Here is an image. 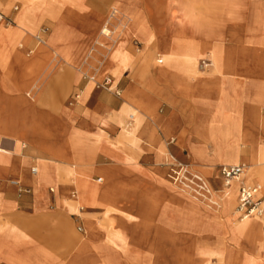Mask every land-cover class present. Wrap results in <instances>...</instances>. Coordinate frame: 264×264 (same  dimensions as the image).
<instances>
[{
  "label": "crops",
  "instance_id": "1",
  "mask_svg": "<svg viewBox=\"0 0 264 264\" xmlns=\"http://www.w3.org/2000/svg\"><path fill=\"white\" fill-rule=\"evenodd\" d=\"M211 3L209 0H0V15L9 23L0 19V147L7 150L0 152V226H4L0 238L4 233L6 237L10 234L14 242L13 233H23L32 240L30 245L13 247L12 244L10 251H0V264H34V258L20 257L19 253H24V247L27 251L35 249L38 237L35 233L39 235V246L59 257L52 250L57 246L52 241H61L64 246L70 243L71 238H63L62 233L65 229L71 233L76 221V215L64 208V202L77 199L74 170L84 169V163L90 164L85 170L96 179L98 174L93 169L111 171L114 167H122L112 158L115 152L95 153L94 145L98 142L97 136L104 143L109 144L107 138L113 143L119 142V131L112 129L116 127V118H123L122 106L131 102L118 104L112 93L93 87L87 90L89 82L84 81L76 68L79 63L47 64L40 78L31 74L27 65L39 47L34 44L30 30L38 25H50L43 35V48L48 53L56 51L63 55L69 51L82 57L92 47L98 25L131 23L124 28V35L105 39L106 43L100 38L98 49L106 52L99 54L122 56L125 53L131 58L122 73H129L122 93L129 97V94H138L133 102L146 107L155 116L167 118L163 126L145 121L139 132L144 142L125 146L139 153L142 159L138 164L146 173L163 178L167 168L160 166V151L164 148L161 129L174 128V150L184 153L186 165L193 166L187 147L195 125L196 108L192 101L173 90L167 78H158V66L151 64L146 78L138 76L145 67V59L163 63L158 49L163 39L170 38V32L167 29L164 35L162 28L155 32L153 24L169 22L176 17L177 9L185 10L187 24H197L200 32L198 37L190 38L181 32L182 36L175 38L213 41V53L208 51L198 56L196 62L198 69L201 58L211 60L207 69H198L203 74L201 83L207 88L205 95L209 103L217 98L218 88H235L240 97L247 99L246 110L253 116L259 103L258 89L264 88V0ZM211 8L216 10L212 12ZM231 25H242L241 30L232 31ZM59 28L65 32L64 41H58L61 39L56 34ZM120 38L123 41L116 46ZM172 58L179 59L174 65L177 75L193 63L192 60L185 62L181 55ZM114 66L116 63L111 65ZM184 78L182 80L191 86L193 78L188 75ZM37 82H43L42 90L36 94L31 90V95L35 96L32 98L25 90L36 87ZM3 83L9 90L4 89ZM159 101L162 106L155 113L154 104ZM88 152H93L89 159ZM94 155L107 160L99 163L93 160ZM38 166L57 183L55 187L39 183ZM85 209L92 210L85 211L91 218L96 214L94 208Z\"/></svg>",
  "mask_w": 264,
  "mask_h": 264
},
{
  "label": "rangeland",
  "instance_id": "2",
  "mask_svg": "<svg viewBox=\"0 0 264 264\" xmlns=\"http://www.w3.org/2000/svg\"><path fill=\"white\" fill-rule=\"evenodd\" d=\"M209 1H211V4H213L214 2L221 0ZM211 10L213 12L216 9L211 8ZM171 19L174 21L173 23H176L177 25H183L180 28H182L184 31H179V37L181 32H184L182 35H185L189 38L198 37V32H200V30H198V25H194L193 23L187 24V14L185 10L177 9L176 17H172ZM173 23L167 21L164 24H153V31L159 32L162 28L164 29L165 35L167 32V24ZM130 25L131 23L129 25H112L103 22L97 26L98 29H95L97 30L94 31L95 40L93 41L92 47H90L85 56L83 55L80 57L73 55L71 52L70 53L74 58H78L76 59L77 62L74 61V64H77L80 59L79 65L76 68L80 70V75H82L81 77L84 78V81L89 82L87 90H90L93 87V89L98 91L104 90L112 93L113 96L116 97V102L118 104L123 101H131L122 106L126 108L127 111L123 114L122 109L124 108L121 109L123 120L121 119L120 122L123 123L125 119L128 118L130 113H135L136 115L134 114L133 121L138 118H142L154 123V125L157 124L163 126L165 119H167L165 116H155L154 113H152L146 107L142 106L141 104L139 105L138 102H133L134 100H137L135 97H137L138 94H129V97L128 95L122 93L123 86L126 82L125 79L129 75V73H124L123 75L122 73L127 64L131 62V58L126 56L125 53L122 56H106L99 54V52L102 51L106 52V50L98 49L99 46L97 43L100 38H102L103 42H105L107 39L115 37L118 34L124 35V28ZM241 26L242 25H231L230 29L232 31L239 32L241 30L239 27ZM41 27H46L49 30L50 25L42 24L38 25V27L35 29L30 30L33 37L39 32ZM60 29L64 31L63 28ZM173 35L177 36V34ZM64 36L65 32H62L61 35H58V37L61 38L58 41H64ZM189 38L177 39L176 42L178 46L175 47V49H172V51L170 49L169 51H166L169 53L168 58L163 56V54L166 53L165 49H158L160 57L163 58V63L158 64V62L155 61L156 59H145V67L139 72L138 76H140L141 79L146 78V76L149 74L148 69L150 68V65L152 64L158 66V78H167L170 81V86L173 88V90L185 98H188L195 106L196 114L194 127H197L201 123L206 122L208 124L209 122V130L219 129L220 131L227 133L249 131L250 134L254 133V135L257 136V143H259L258 145H260L261 149L264 150V128L259 127L255 121L257 115L261 118H264V107H262L264 106V88L258 89L257 97L259 99V103L257 106H255L252 112L253 116H250V113H248V110H246L248 104L247 99L240 97L241 95L236 92L237 89L235 88H218L217 98L213 103H209V99L205 95L207 93V88L201 83L203 74L197 69L196 62L198 56L208 51L213 53V41L210 39L197 40ZM120 39L121 40H119L116 46H118L121 41H123L122 38ZM173 41L174 39H166L165 42H168V45L173 46L174 48ZM135 43L138 44L139 40L135 41ZM34 44L39 46L40 52H47L43 48L45 46H43L42 43H37L36 40H34ZM187 44L190 45V48L185 46ZM131 45L136 48L134 43H131ZM202 45H209L210 48L203 47ZM137 49L139 50V46H137ZM53 52L56 51H51L49 53L53 54ZM180 55L185 58L183 59L185 62H190L191 60L193 61L189 67V69H191L190 72L184 68V71H182L179 75L174 73L173 77L170 78L159 70L160 67L167 65V63L172 64L176 62V65L179 59L172 58L171 60L170 57H176ZM56 56L57 61L53 59L56 61V63H53L58 64L59 66V64L63 62L62 57L64 56L60 53ZM94 61L98 62L95 63ZM113 63H116V66L111 67ZM48 64L51 65L52 63ZM46 65H44L36 74L37 78L41 77L40 74L42 73V69ZM85 68H90V72L85 70ZM53 73L54 70L51 72V74ZM107 74L112 76V79L110 76H108V78L111 79L110 84H105L102 80V77ZM186 75L193 78L191 86L188 85L191 87L192 97L183 94V90L187 84L182 80V78H184ZM92 76L96 82L91 81L90 83V77ZM41 84H43V82H37L36 87L31 89L33 90L32 94L33 92H35V94L37 92L39 93L42 90L40 87ZM28 89H30V87L26 88L25 93L30 97L35 98L34 95H31V92H29ZM222 89L227 90L225 95L229 97L227 100L229 99L228 101L230 104L223 105L222 100L225 97L221 94ZM196 98L198 99L196 100ZM130 105H133V107ZM154 106V112L156 113L158 112L159 107L162 106V103L159 101L154 104ZM134 108L137 109L134 110L135 112L133 111ZM147 112L149 117L145 118L146 116L144 113L147 114ZM210 120L213 122L211 125ZM122 123L116 125V127L112 129V131H119V142L113 143L106 137L107 141H109V144L104 143L97 136L95 140L98 139V142H96L94 145L97 149L96 151L93 149L95 153H107L106 151L115 152L116 154H114V157L112 158L115 162L121 164L122 167H114V170L111 171H96L93 169V171L98 174L96 179H100L99 182H97L96 179L91 176L90 171L85 170L88 166H90V164L83 162L85 164L84 169L81 167L82 170H74L83 178L79 177L77 180L74 179L75 189L77 190V199L75 200L76 202H64V208L66 211L76 215L74 216V220L76 221L71 227L72 231L75 232V235L69 236L65 232L62 233V235H64L63 238H71L70 243L65 244V246L61 245V241H52L54 245L55 243L57 244V246H54V249H52L57 254V256H59L56 257L46 248L39 246V235L35 233V236H38V239H35L34 250L36 252H41L45 258L41 260L40 263L36 262L34 264H174L171 253L173 252L175 237L179 234L181 236L188 234V236L184 237L183 239V247H188L189 249V245L192 243L195 248H197L195 256L198 259L204 258L209 264H218L220 262V258H223L227 254L232 255L233 252L238 250L245 254L250 253L245 251L246 249L240 246L241 243L236 238L230 239V234L227 232V229H229L232 224L236 223L240 219L237 217V213L234 214L229 222H225V227L223 226L224 228L221 226V224L209 226V224H207L206 221H203V219L199 216L193 218L187 208H185L183 204H179L177 202L176 195L179 193V189L178 187L171 184L174 182L172 179L173 176H175L174 170L180 171L184 167L185 169H189V172H186V175L189 178L192 176V173L200 175L206 174V176L202 177L209 181V183L211 181V188H213L217 194L222 195V191L225 188L223 186V180L219 174V166L222 164L227 165L232 163L227 162L226 158L219 157H213L207 162L199 161L192 158L189 154V151L188 155L193 160V166H187L186 164L188 161L185 159L184 153L174 150L175 147H173V144L176 142V139L174 140L172 136L174 128H171L170 130L161 129V131L164 132L163 138H160L161 141H163L164 150L160 151L162 155L160 166L167 168V173L165 176H163V178L155 176L154 173L150 175L139 166L138 163H140L142 159L139 156V153L132 152L130 148L125 147L126 145L136 146L141 143L142 141L138 139L139 133L134 129L128 138L122 137ZM214 123H216L215 126ZM193 132L194 129L192 134L189 135L190 137H188V139H197L195 133ZM18 144L20 145V143ZM248 144L250 146V142ZM209 151L210 153L215 152L212 143L209 144ZM92 154L93 152L89 153L88 159L92 156ZM93 160H96L100 163L107 159L101 158L100 156L96 158L95 156ZM240 179H242V182L248 184L243 175L240 176ZM187 182L190 184L191 181L188 180ZM40 183H42V185L49 184L53 187H55L57 184L50 180V178H48L45 183ZM121 184L127 187L123 188L124 191H122L123 189L120 187ZM261 184H264V182ZM128 185L130 186L128 187ZM237 188L238 182L235 181V183L232 184V187L228 189V191L232 192L234 199L237 197ZM130 194L132 197H127V195L129 196ZM212 198H214L216 201H219L216 195H214ZM190 200H193L191 196ZM199 204L201 206V210H203L202 208H206L205 203L201 202ZM79 207L83 208V211L81 212L80 216H77V214H79ZM85 208H94V211H96V214L93 215L94 219L86 214L87 211L92 210ZM257 222L258 224H261L259 220H257ZM87 224H92L93 229L95 228V233L90 232ZM3 227L4 226H0V230H3ZM30 227H32V225H30ZM32 233L33 229L30 231L29 235L32 236ZM13 234H15L14 242H12L13 235L9 234L6 237V233L3 234L4 237H2V239L0 238V251L6 252L8 249L10 251L12 244L14 247L17 243L20 246H26V244L30 245L32 243V240L27 239L28 237H25L23 233ZM6 240H10L9 244H4ZM75 240H77V242H74ZM100 241L102 242L100 243ZM78 242L79 246L77 245ZM32 251L33 250L31 249L27 251L24 247V253L20 252L19 255L20 257L26 255L28 258H34ZM158 251L159 253H162L159 257L152 255L154 252H157L158 255ZM246 260L248 264H260L259 257L257 256L247 255ZM238 264H242V262H239Z\"/></svg>",
  "mask_w": 264,
  "mask_h": 264
},
{
  "label": "bare ground",
  "instance_id": "3",
  "mask_svg": "<svg viewBox=\"0 0 264 264\" xmlns=\"http://www.w3.org/2000/svg\"><path fill=\"white\" fill-rule=\"evenodd\" d=\"M169 22L173 23L174 21H172V19H170ZM181 26H183V25H180V24L177 25L176 23L167 24V29L170 32V34H169L170 38H165L162 40V42H160V48L165 49V52L167 50L169 51V49L172 51V49H175V47L178 46V44L176 42L177 38H175V37L179 38V33H180L179 31H184L182 28H180ZM62 32H64V31H62L60 28L56 30V34H58V35H61ZM173 34H177V36L173 35ZM166 39H171V40L174 39V41H173L174 48H173V46H169L168 42H165ZM185 46L190 48V45H188V44ZM202 46L210 48L209 45H202ZM200 47H201V45H200ZM54 53L56 55L59 54L56 52H53V54H50V53L48 54L47 52H42V51L41 52L40 51L34 52L33 55L31 56L30 60H29L28 65H27L28 71L31 74H33L34 76H36V74L41 70V68L44 65H46L48 63L53 64V62L57 61V59H56L57 56ZM168 54L169 53L166 52L165 54H163V56L168 58ZM63 56H64V57H62L63 61L68 62V63H74V61H76V59H78L77 57L74 58L73 56H71V53L69 51L67 53L64 52ZM1 58L2 57L0 56V59ZM158 58H157V60H158ZM53 59H55L56 61ZM79 62H80V59H79L78 63ZM94 62L97 63L98 61H94ZM175 63L176 62H174L172 64L167 63V65L160 67L159 70L162 73L169 76L170 78H172L173 74H174ZM184 68H186L188 72H190V70H191V69H189V67H184ZM85 70L90 72L91 69L85 68ZM91 81H95L93 76L90 77V83H91ZM3 85L5 86L6 83H3ZM197 87H198V85H197ZM4 89L9 90L6 86L4 87ZM28 91L31 92V88L28 89ZM226 93H227V90L222 89L221 94H222V96L225 97L222 100L223 105L230 104V102L228 101L229 99L227 100V98H229V97H227L225 95ZM183 94H185L189 97H192L191 96L192 95L191 87L188 85H185V89L183 90ZM197 99L198 98H196V100ZM193 102H195V101H193ZM131 107H133V105ZM122 108H124V107H122ZM135 109L136 108H134L133 111ZM122 110H123L122 111L123 114L127 111L126 108H124ZM134 114L135 113H130L128 115V118H126L123 123L120 122L121 118H118L115 120L116 125H119L120 123H122L121 124L122 132H123L122 137H124V138H128V134H131L132 130H134V129L139 133L141 128H142L143 123H146L145 121H147V120L142 119V118H138V119L133 121ZM144 115L146 116L145 118L149 117L148 112H147V114L144 113ZM255 121L259 127L264 128V118H261L257 115L255 118ZM212 123L213 122H211V120H210V125ZM208 124H209V122H208ZM208 124L206 122H204V123L199 124L197 127H194L193 133H195L197 139H192V138L188 139V147L187 148H188V151H190L189 152L190 156L196 160L206 161V162L210 161L211 158H213V157L214 158L215 157L226 158L227 162H230L232 164H236V163L241 164L244 166V169H243L244 171H242L241 175L244 176V178L248 182V184L242 182V179H240V176H241L240 175L238 179L230 181L229 185H224V183H223V186L225 189H223L222 195H219L216 193V191L213 190V188H211V186H210L211 181L209 183V181H207L204 177H202V176H206V174L200 175V174L192 173V176L189 178L186 175V172H189V169H185L184 167L180 171L174 170L175 176H173V178H172L174 180V182H172L171 184L178 187V189H179V193L176 195L177 202L179 204H183L184 207L187 208V210L189 211L191 216H193V218L196 216H199L200 218L203 219V221H206V223L209 224V226L221 224V226L223 227L225 222H229L231 220V218L234 216V214L236 213L235 206H236V202H237V197L234 199L232 192L228 191V189L232 187V184H234L235 181L238 182V186L241 183L244 185H251L252 184V185L259 186L260 189L264 190V184H261L262 182H264V150H262L261 146L258 145L259 143H257V136H255L254 133L250 134L249 131H242L239 133H232V132L227 133V132H222L219 129L216 130L215 128H214L215 130H212V129L209 130ZM215 124L216 123H214V126H215ZM233 135H237V136H233ZM138 139L141 140L142 142H144L143 138H141L140 136L138 137ZM248 141L250 142V146L248 144L249 143ZM211 143L214 146V150H215L214 153H210V151H209V144H211ZM162 150H164V149H162ZM0 152L5 153V152H7V150H5L3 147H0ZM1 161H2V159H1ZM3 163H5V162H3ZM37 170H38V176H39L38 177L39 183L40 182L45 183V181H47L49 178L48 175L43 174L41 166H38ZM74 173L77 174V176L74 177L75 180H77L79 177H82L76 171H74ZM82 180H84V179H82ZM188 180L191 181L190 184L187 182ZM204 180L207 181L208 183L205 182ZM96 181L99 182L100 179H96ZM255 183H258V184H255ZM172 185H171V187H172ZM129 186L130 185H128V187ZM120 187H121V189H123L126 186L121 184ZM122 191H124V189ZM193 191H194V193H193ZM92 193H94V192H92ZM130 195L129 196L127 195V197L131 198L132 195L131 196ZM214 195H216L218 197L219 201H216L214 198H212ZM190 196L192 197V199L194 201L190 200ZM195 200H196V202H195ZM197 201H199V202H197ZM201 202L205 203V206H206L205 209L202 208L203 210L200 209L201 206L199 203H201ZM82 211H83V208L79 207V212H78L79 214H77V216H80ZM257 220H259L261 223V219H259L256 216L240 218L236 223L232 224V226L229 229H227V232L230 234V239L236 238L241 243L240 246H242L244 249H246L245 251H248L250 253L245 254V253H242L240 250L235 251L232 253V255L227 254L223 258H220L219 259L220 262L218 264H238L239 262H242V264H248V262L246 260L247 255L259 257L260 264H264V234H262V233H264V230H261L262 229L261 224H258ZM87 227L90 229V232L95 233V231H94L95 228L93 229L92 224H87ZM64 232L66 234H68L69 236H70V234H71V236L75 235V232L71 231V233H70V230L68 231L67 229H65ZM186 236H188V234L183 235V236H181L179 234L178 236L175 237V242H174L175 244L173 246V252L171 253V256L173 257L174 264H209L208 261L205 260L204 258L198 259L195 256V252H196L197 248H195V246L192 243H191V245H189V249H188V247H186V248L183 247V244H184L183 239ZM101 242L102 241H100V243ZM103 246H104V244H103ZM99 248H100V246H99ZM106 252H108V251H106ZM99 253H100V251H99ZM161 254L162 253H159V251H158V255H157V252H154L152 255L159 257ZM32 255H34L33 257H34L35 263L36 262L40 263V261L45 258V257H43L41 252H36L35 250L32 251Z\"/></svg>",
  "mask_w": 264,
  "mask_h": 264
},
{
  "label": "built area",
  "instance_id": "4",
  "mask_svg": "<svg viewBox=\"0 0 264 264\" xmlns=\"http://www.w3.org/2000/svg\"><path fill=\"white\" fill-rule=\"evenodd\" d=\"M0 19H3L6 23L8 21L0 15ZM9 24V23H8ZM48 32L46 27H41L39 32L34 36L37 43L43 42V35ZM210 61L207 58H201L198 61V69L205 70L210 65ZM105 84H110L111 79L106 78L103 81ZM244 166L241 164H222L219 166V174L223 180L224 185H229L230 181L236 180L241 175ZM35 168L31 171L35 172ZM236 213L238 218H246L256 216L261 219L262 230H264V190L260 189L256 185H244L240 184L237 189V202Z\"/></svg>",
  "mask_w": 264,
  "mask_h": 264
}]
</instances>
